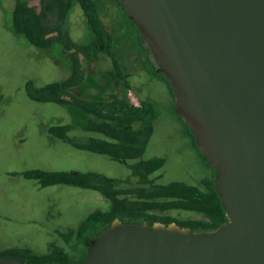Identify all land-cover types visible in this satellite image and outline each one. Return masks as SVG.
Here are the masks:
<instances>
[{
	"label": "water",
	"instance_id": "1",
	"mask_svg": "<svg viewBox=\"0 0 264 264\" xmlns=\"http://www.w3.org/2000/svg\"><path fill=\"white\" fill-rule=\"evenodd\" d=\"M121 2L216 172L228 222L192 232L116 219L78 264H264V0Z\"/></svg>",
	"mask_w": 264,
	"mask_h": 264
},
{
	"label": "rangeland",
	"instance_id": "2",
	"mask_svg": "<svg viewBox=\"0 0 264 264\" xmlns=\"http://www.w3.org/2000/svg\"><path fill=\"white\" fill-rule=\"evenodd\" d=\"M101 1L104 24L112 34L115 53L134 89L129 97L137 104L141 99L158 105L159 116L153 120V134L143 155L128 160L127 164L74 148L52 137L48 132L50 127L72 122L69 111L55 103L31 100L25 86L28 81H34L41 88L67 80L70 76L67 61L61 54L55 60L14 34L10 26L16 0H0V251L19 248L45 255L59 247L76 259L82 254L83 244L75 239L70 243L62 235L76 231L95 211L111 208L110 200L94 190L69 185L43 187L36 180L26 179L22 175L25 172L96 173L111 179H130V185L135 186L138 181L132 177L133 171L128 165L164 158V167L150 177L157 185L183 182L200 186L202 180L214 176L213 169L187 135L184 121L174 111L175 97L152 66H158L155 57L150 54L151 64L143 55L137 31L119 2ZM37 2L32 0L33 4ZM68 27L70 37L76 42H86L91 36L79 5L72 8ZM112 69V59L100 55L91 72ZM99 78L94 77L95 81ZM141 126L137 122L133 128L137 130ZM69 136L102 138L100 134L79 129L72 130ZM173 215L196 218L188 212L177 211Z\"/></svg>",
	"mask_w": 264,
	"mask_h": 264
},
{
	"label": "trees",
	"instance_id": "3",
	"mask_svg": "<svg viewBox=\"0 0 264 264\" xmlns=\"http://www.w3.org/2000/svg\"><path fill=\"white\" fill-rule=\"evenodd\" d=\"M117 1L137 31L143 55L151 62L150 49L141 41L139 30L128 17L121 0ZM74 5H79L84 13L91 35L86 42H76L70 37L68 18ZM102 8L101 0H38L36 4L32 0H16L10 29L29 45L53 56L55 60L61 54L67 61L70 71L67 80L41 88L36 87L34 81H28L25 86L26 94L31 100L55 103L69 111L72 122L50 127L49 134L74 148L107 155L114 161L127 164L128 160L143 155L153 134L152 124L159 116V109L155 102L140 99L137 104L129 97L134 89L115 53L112 34L104 24ZM100 55H107L112 59L113 69L91 72ZM152 66L155 72L158 70L159 77L167 82L173 94L170 81L158 66ZM95 75L100 76L97 81L94 79ZM137 122H141L142 126L135 130L133 125ZM184 125L190 130L193 146L209 165L207 158L196 146L192 129L185 122ZM78 129L100 134L102 138L87 136L82 139L69 136L72 130ZM165 163L164 158H153L128 165L133 171L132 177L138 181L135 186L130 185V179H111L96 173L42 170L23 173L26 179L36 180L43 187L69 185L94 190L110 200L111 208L108 211H95L76 231L62 235L70 243L75 239L83 244L79 259L73 258L69 251L59 247H54L45 255H36L27 249H6L0 251V259L14 257L25 264H78L87 255V244L109 228L116 219L122 224L147 223L150 226L155 223L165 226L175 223L192 232H213L228 222L227 210L216 192L215 176L205 178L200 186L183 182L157 185L150 177L162 169ZM177 211L193 213L196 218H177L173 215Z\"/></svg>",
	"mask_w": 264,
	"mask_h": 264
},
{
	"label": "flooded vegetation",
	"instance_id": "4",
	"mask_svg": "<svg viewBox=\"0 0 264 264\" xmlns=\"http://www.w3.org/2000/svg\"><path fill=\"white\" fill-rule=\"evenodd\" d=\"M151 51V50H150ZM152 53V52H151ZM154 56V55H153ZM155 57V56H154ZM156 59V58H155ZM157 61V60H156ZM158 67H159V69H160V66H159V64H158ZM185 130H186V133H187V135L190 137V139H191V135H190V130L188 129V128H185ZM195 137V136H194ZM191 142H192V139H191ZM193 144V143H192ZM196 149V148H195ZM197 150V149H196ZM199 153V152H198ZM202 157V156H201ZM203 158V157H202ZM206 163V162H205ZM211 167V166H210ZM212 168V167H211ZM213 169V168H212ZM213 174H214V176L216 175V173L214 172V169H213ZM88 249V248H87ZM86 252H87V250H86ZM80 254H81V252H80ZM82 256V254L81 255H79V257H78V259L80 258Z\"/></svg>",
	"mask_w": 264,
	"mask_h": 264
}]
</instances>
